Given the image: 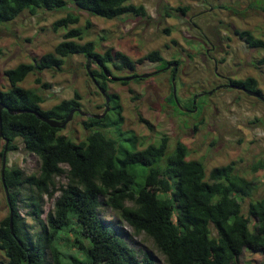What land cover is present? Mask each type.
Returning a JSON list of instances; mask_svg holds the SVG:
<instances>
[{"label": "trees", "instance_id": "obj_1", "mask_svg": "<svg viewBox=\"0 0 264 264\" xmlns=\"http://www.w3.org/2000/svg\"><path fill=\"white\" fill-rule=\"evenodd\" d=\"M68 2L105 20L126 14L146 15L143 6L130 0H0V24H10L26 11L59 10ZM186 9L177 8L182 12ZM79 21V16L72 13L55 20L52 29H65L63 40L32 62H21L4 71L9 88L0 89V103L6 107L1 112V124L3 137L8 140L7 152L18 149L19 140L26 152L38 157L40 165L37 173L29 175L7 165L4 170L9 204L6 200L8 213L0 220V250L5 257L1 264H68L63 262L62 257L68 255L58 240L74 223L80 225L89 243L77 245L83 257L72 258V264H154L150 255L130 247L100 218L103 205L117 212L134 234L149 237L167 264H238L244 250L264 256V197L252 199L254 182L236 172L235 162L214 167L207 175L202 162L187 159L188 150L182 142H177L173 153L166 156V135L142 149L137 148L133 132L128 148L118 144L115 137L116 130L121 135L122 106L118 95L107 94V82L113 80L111 69H134L145 60L164 66L167 62L157 50L136 61L112 48L99 53L93 41L82 42L90 21L83 29L73 27ZM233 33L249 48L264 49V40L254 37L250 30L234 29ZM75 55L96 66L90 70L97 89L109 98L105 107L110 108L102 119L89 117L81 123L88 134L79 143L37 116L62 122L70 111L81 107L77 91L72 98L42 109L43 96L35 89L19 86L34 73L35 82L49 88L42 83L40 73L60 70L65 60ZM257 64L264 71V57ZM231 82L261 94L253 77ZM168 101L174 102L172 92ZM196 106L190 103L188 107ZM113 117L118 119L115 126ZM109 129L114 130V136L107 133ZM258 169L264 170V160L253 165V171ZM58 176H64L66 183L56 185ZM24 188L30 189L25 203L27 215L39 227L34 235L18 210L19 191ZM55 193L53 211L43 220V197L53 198ZM244 199L249 200L246 212ZM10 209L14 235L9 228Z\"/></svg>", "mask_w": 264, "mask_h": 264}, {"label": "rangeland", "instance_id": "obj_2", "mask_svg": "<svg viewBox=\"0 0 264 264\" xmlns=\"http://www.w3.org/2000/svg\"><path fill=\"white\" fill-rule=\"evenodd\" d=\"M130 3L143 6L146 15L126 14L117 19L105 20L78 10L68 2L67 6L59 10L35 14L26 11L10 24H0V89L9 88L4 75L6 69L21 62H32L34 58L51 52L63 40L65 29H52L55 20L68 13L78 15L80 21L73 27L83 29L89 20L91 26L86 30L82 42L93 41L99 53L112 48L136 60L157 50L165 59L178 57L184 63V75L175 78L177 101L174 102L168 101L170 73L162 63L145 60L138 71L142 75H156H150L148 80L139 85L129 83L124 86L118 82H107V94L118 95L122 106L121 135L116 130L115 137L118 144L128 148L130 134L134 133L137 137L136 146L142 149L157 143L162 135H166L169 138L166 156L173 153L177 142H182L188 150L187 159L202 162L207 175L214 167L235 162L236 172L254 182L256 190L252 199L264 197V170H252L253 165L264 160V102L236 90L220 89L209 98L207 95L197 98L198 109L208 102L201 117L194 111L189 115L191 119L180 114L190 103H194L195 93L211 91L221 82L215 77V65L218 72L230 79L253 77L264 97V71L257 64L264 57V49L249 48L233 33L234 29H248L254 37L264 40V0H130ZM178 7L187 9L182 12L177 10ZM86 64L84 57L75 55L66 59L60 70L48 69L40 73L42 83L49 84V88L37 84V75L34 73H30L19 86L37 90L44 98L42 109H49L61 100L72 98L77 91L81 95L82 111L89 115L102 114L105 97L89 78ZM89 68L96 69V66L91 64ZM111 70L114 76H118V71ZM87 118L75 114L60 134L79 143L88 134L81 125ZM199 118H202L203 123L198 122V130L192 132L193 124L196 123L194 120L199 121ZM112 122L115 126L118 119L113 117ZM109 130L107 133L114 136V130ZM16 144L18 149L6 154L7 167L19 168L25 175L37 173L40 165L38 157L26 152L19 140H16ZM3 146L4 141L0 138V152ZM55 182L56 185L64 184L66 178L58 176ZM57 195L55 193L53 198L43 197V220L53 211ZM29 196V188L19 191L18 210L28 223L31 235H34L39 227L27 215L29 209L25 203ZM248 202V199L242 202L244 212ZM7 213L0 181V220ZM99 216L137 252L150 255L154 264H167L152 240L144 234H134L110 207L101 206ZM78 225L72 224L71 230L67 233L63 231L58 240L59 246L68 255L64 252L63 262L67 261L68 264H72V258L81 260L83 257L77 245L89 243ZM249 230H252L251 225ZM3 262L5 257L0 250V264ZM238 264H264V256L244 250Z\"/></svg>", "mask_w": 264, "mask_h": 264}, {"label": "flooded vegetation", "instance_id": "obj_3", "mask_svg": "<svg viewBox=\"0 0 264 264\" xmlns=\"http://www.w3.org/2000/svg\"><path fill=\"white\" fill-rule=\"evenodd\" d=\"M212 49H214V48H212ZM125 55H127V54H125ZM163 59H164L165 62H167V64L165 65V67H166L165 70L170 73V75H169V82L171 81L170 82L171 87H170V93H169V95H170L171 92H172V79H174V83H175V78H179V76L184 75V73H185L184 72L185 69L183 67L184 63H183V60L181 58H178V57L177 58H170V59L163 58ZM136 60H134V61H136ZM142 63H144V61ZM142 63H137L135 65L134 69H124L122 71H118V76H114V75L112 76L111 75L112 79H113L112 81L113 82H118L120 85L126 86L129 83H138V85H139L142 81L148 80V78H141L142 73H140L138 71V67L141 66ZM214 63H215V61H214ZM172 64H176V67H173ZM120 73H124V75H122ZM214 73H215V77L220 79L221 82L219 81L218 84H216L215 88L213 90H211V91L201 90L197 94L195 93V98H194V103L193 104L197 103V98L199 96H206L207 95L208 98H209L210 96H212L215 93V91L220 90V89H226L227 91L236 90V91L242 92L241 94H243V95L244 94L247 95L244 91L240 90L239 88H233L232 87V86L241 87V86L233 85L232 82H231L232 80H241V79H230V78H227V77L223 76L220 72L217 71V66L216 65L214 66ZM153 75H156V73L152 74L151 76H153ZM129 77L131 78L130 81H124L123 80L124 78H129ZM254 98H256V97H254ZM256 99H259V98H256ZM207 106H208V102H204L199 109H198V106H196L193 109H191L190 107H187V108H184V111H181L180 114H181V116H185L186 118L191 119V118H189V115L192 114L193 111H194V113H198L199 116L201 117L203 115V113L205 112ZM106 107H105V109H106ZM169 107H171V106L169 105ZM105 109H104V111H105ZM109 110H110V108H109ZM172 110H173V108H172ZM194 122H196V123L193 124V129L191 130L192 132H193V130L194 131L198 130V127H199V125L197 124L198 122H199V124L203 123L202 118H199V121L194 120Z\"/></svg>", "mask_w": 264, "mask_h": 264}, {"label": "water", "instance_id": "obj_4", "mask_svg": "<svg viewBox=\"0 0 264 264\" xmlns=\"http://www.w3.org/2000/svg\"><path fill=\"white\" fill-rule=\"evenodd\" d=\"M172 65H173V67H176V64H172ZM85 69L87 71L89 78L93 81V83L95 85H97L95 82V79L91 73V70L89 68L88 63L86 64ZM105 74L107 75L108 78H111V76H109L107 72H105ZM150 75H152V74H144L141 76V78H148ZM123 80L124 81H130L131 78L130 77L124 78ZM232 87L233 88H239L240 90L244 91L247 95L259 98L262 102H264V97L257 92L246 90L244 87H235V86H232ZM175 93H176V86L174 83V79H172V94H173L174 100L177 101ZM103 95L105 97L106 103L108 104L109 98L105 95V93H103ZM3 109H6V107L2 103H0V138L3 139V141H4V146H3L2 156H1L0 180H1L4 192H5L7 203L9 204L8 188L5 185V180H4V170L6 168V154H7L8 140L3 137V133H2L1 112ZM108 111H109V107L107 106L105 111L102 114L89 115L86 112L82 111L80 108H76V109L70 111L68 113V115L66 116V118L62 122L51 120V119H46V118H41L39 115H37V116H38V118L42 119L43 122L48 124L50 127L58 128V129H64L67 126V124L71 122L75 113H77L81 116L91 117L93 119H102ZM9 112L11 114H15V113H22L23 111H16V112L9 111ZM9 228H10L11 234L14 235L13 234V227H12V209H10Z\"/></svg>", "mask_w": 264, "mask_h": 264}, {"label": "clouds", "instance_id": "obj_5", "mask_svg": "<svg viewBox=\"0 0 264 264\" xmlns=\"http://www.w3.org/2000/svg\"><path fill=\"white\" fill-rule=\"evenodd\" d=\"M93 82V81H92ZM95 85V84H94ZM96 86V85H95ZM101 94L103 95V93L101 92ZM106 95V94H105ZM75 115V114H74ZM96 115V114H95ZM5 193V192H4Z\"/></svg>", "mask_w": 264, "mask_h": 264}]
</instances>
